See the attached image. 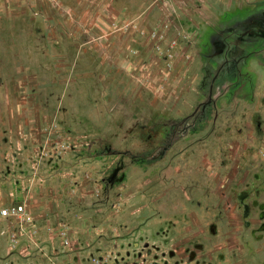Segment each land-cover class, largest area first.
Listing matches in <instances>:
<instances>
[{
    "label": "rangeland",
    "instance_id": "obj_1",
    "mask_svg": "<svg viewBox=\"0 0 264 264\" xmlns=\"http://www.w3.org/2000/svg\"><path fill=\"white\" fill-rule=\"evenodd\" d=\"M0 264H264V0H0Z\"/></svg>",
    "mask_w": 264,
    "mask_h": 264
},
{
    "label": "built area",
    "instance_id": "obj_2",
    "mask_svg": "<svg viewBox=\"0 0 264 264\" xmlns=\"http://www.w3.org/2000/svg\"><path fill=\"white\" fill-rule=\"evenodd\" d=\"M3 214L4 215H14V216H18L19 218L23 219L24 221H28V211L27 208L25 207V205H18L12 208H5L3 209ZM64 237L66 238V242L68 243L69 240L67 239V232L63 231L62 232Z\"/></svg>",
    "mask_w": 264,
    "mask_h": 264
}]
</instances>
